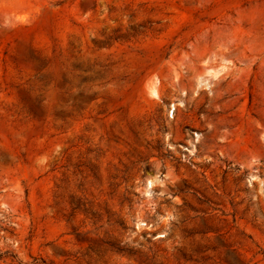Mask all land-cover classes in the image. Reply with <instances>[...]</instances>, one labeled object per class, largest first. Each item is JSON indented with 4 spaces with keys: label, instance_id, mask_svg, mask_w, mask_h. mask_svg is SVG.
<instances>
[{
    "label": "rangeland",
    "instance_id": "1",
    "mask_svg": "<svg viewBox=\"0 0 264 264\" xmlns=\"http://www.w3.org/2000/svg\"><path fill=\"white\" fill-rule=\"evenodd\" d=\"M0 264H264V0H0Z\"/></svg>",
    "mask_w": 264,
    "mask_h": 264
}]
</instances>
